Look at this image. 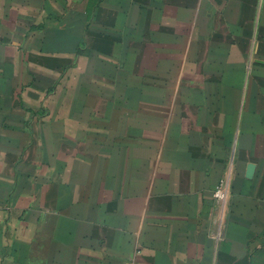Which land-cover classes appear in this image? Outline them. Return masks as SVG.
I'll list each match as a JSON object with an SVG mask.
<instances>
[{
	"label": "crops",
	"instance_id": "obj_1",
	"mask_svg": "<svg viewBox=\"0 0 264 264\" xmlns=\"http://www.w3.org/2000/svg\"><path fill=\"white\" fill-rule=\"evenodd\" d=\"M0 35V264H264V132L249 157L240 112L244 199L224 223L227 167L175 109L194 99L180 87L264 69V0H0ZM119 103L156 106L144 172L115 143L149 110Z\"/></svg>",
	"mask_w": 264,
	"mask_h": 264
},
{
	"label": "rangeland",
	"instance_id": "obj_2",
	"mask_svg": "<svg viewBox=\"0 0 264 264\" xmlns=\"http://www.w3.org/2000/svg\"><path fill=\"white\" fill-rule=\"evenodd\" d=\"M221 73H227V71H221ZM228 73L233 75V78L221 80L226 82L225 85L180 87L194 99L186 102H176L175 107L176 111L179 110L180 112V120L183 121V126L180 129L185 130L189 138L188 143L192 148H195V152L203 148L201 145L205 142L212 150L213 169L216 168V165L218 168L227 167L228 173H224L212 189L214 211L218 218L224 208V191L229 186L230 194L226 201L224 223L234 220L235 206L239 205L243 198L241 195L243 193H238L234 189L235 184L237 186L240 183L236 180L244 176L242 175L243 168L238 165V158L233 164V171H230L234 135L240 112L243 111V134L249 141L248 144H245L244 152L249 154V157H252L251 148H249L252 140L249 139L257 138L260 135L257 132L259 130L264 132V69L243 70L241 81L238 78L240 71H228ZM119 104L120 106L117 104L119 106L117 111L119 112L129 113L131 110L132 112L133 110H149V113L142 118L139 117L140 114L121 116L118 119L121 121V125H125V122L129 121L132 133L126 141L125 137L117 134L118 137L115 143V153L119 156L128 157L130 168L133 171L144 172L146 161H142L147 158L148 160L154 158L156 153L160 152L157 149V137L153 128L157 116L156 106L153 107L151 103L148 104L147 108ZM167 109V107L164 108V115ZM252 130H256V133ZM262 136L264 137V134ZM204 138L205 141L202 142ZM262 142L264 143V141ZM135 163L137 166L133 167ZM260 168L262 170L264 164L257 171ZM246 169L247 173L245 175L248 179L258 178L259 174L255 175L256 163H248ZM212 179L214 180V177ZM246 190L248 191V188Z\"/></svg>",
	"mask_w": 264,
	"mask_h": 264
},
{
	"label": "built area",
	"instance_id": "obj_3",
	"mask_svg": "<svg viewBox=\"0 0 264 264\" xmlns=\"http://www.w3.org/2000/svg\"><path fill=\"white\" fill-rule=\"evenodd\" d=\"M1 42H2V38H1V35H0V48H1ZM126 264H138V263L136 262L135 259H130L129 261H127Z\"/></svg>",
	"mask_w": 264,
	"mask_h": 264
}]
</instances>
